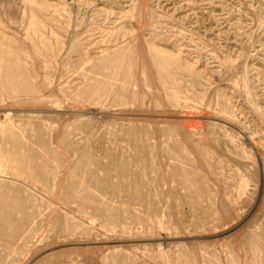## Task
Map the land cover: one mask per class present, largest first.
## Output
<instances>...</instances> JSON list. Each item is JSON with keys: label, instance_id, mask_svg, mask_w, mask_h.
Wrapping results in <instances>:
<instances>
[{"label": "rangeland", "instance_id": "374dc122", "mask_svg": "<svg viewBox=\"0 0 264 264\" xmlns=\"http://www.w3.org/2000/svg\"><path fill=\"white\" fill-rule=\"evenodd\" d=\"M0 264H264V0H0Z\"/></svg>", "mask_w": 264, "mask_h": 264}]
</instances>
